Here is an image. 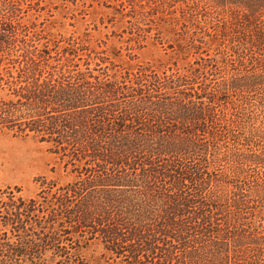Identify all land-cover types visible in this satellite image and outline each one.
Here are the masks:
<instances>
[{
    "label": "trees",
    "instance_id": "16d2710c",
    "mask_svg": "<svg viewBox=\"0 0 264 264\" xmlns=\"http://www.w3.org/2000/svg\"><path fill=\"white\" fill-rule=\"evenodd\" d=\"M181 5L175 9L193 17L199 41L187 48L207 54L191 63L190 73L139 70L127 104L115 105L120 113L108 112L104 101L118 99L124 92L119 85L56 83L53 73L43 74L50 56L34 49L26 56L34 68H22L19 77L25 80L10 85L13 96L0 100V127L37 133L63 150L68 144L84 164L88 157L119 163L128 150L145 156L139 165L150 192L142 193L146 199L135 204L133 218L128 210L108 206L119 224L133 222L142 243L164 245L158 258L177 259L176 264H264V0H192L190 13ZM181 28L187 25L179 23ZM204 36L217 42L214 56L198 39ZM205 60L218 76L209 90L195 86V76H206L197 67ZM79 181L44 182L31 198L12 189L2 192L0 264H38L48 250L62 247L69 233L64 223L101 221L104 206ZM133 264L146 263L137 257Z\"/></svg>",
    "mask_w": 264,
    "mask_h": 264
},
{
    "label": "rangeland",
    "instance_id": "374dc122",
    "mask_svg": "<svg viewBox=\"0 0 264 264\" xmlns=\"http://www.w3.org/2000/svg\"><path fill=\"white\" fill-rule=\"evenodd\" d=\"M190 1L0 0V100L13 96L10 85L25 80L24 75L19 77L22 68H34L26 56L35 49L37 54L50 56V65L43 74L50 77L49 72L53 73L56 83L75 86L76 82L92 80L102 86L105 81L119 85L125 93L104 102L108 112L115 109L120 113L121 107L115 105L127 104L126 92L137 87L139 70L188 74L194 60L201 55L207 57L203 49L187 48L193 41L199 44L195 40L198 34L193 33V17L175 9ZM172 12L176 13L175 19L170 17ZM195 14L205 20L203 13ZM179 23L186 24L187 30H180ZM199 24L204 25L202 21ZM198 39L204 40L202 46L214 56L217 42L205 36ZM207 62L197 65L206 76L198 73L199 77H194L195 86L204 90H209L210 82L218 77L211 75ZM87 108L92 112L96 109L93 105ZM24 131L0 127V197L12 189L17 195L31 198L37 196L44 182L66 185L80 180L87 183L89 194L95 197L92 200L106 210L99 224L64 223L69 233L61 238L62 250H48L38 264H133L137 257L154 264L153 255H157L155 263L167 264L168 259L169 264L178 262L165 256L158 258L163 254L162 243L158 248L142 243L134 235L133 222L119 224L113 216L114 212L128 210L130 214H125L133 218L135 204L146 199L142 193L150 192L139 165L146 162L145 156L133 157L134 151L128 150L131 154L119 163L88 157L84 164L71 155L70 145H64L65 151L55 141L41 140L37 133ZM109 203L117 206L112 214ZM134 248L138 249L136 253ZM11 256L18 259L19 255Z\"/></svg>",
    "mask_w": 264,
    "mask_h": 264
}]
</instances>
